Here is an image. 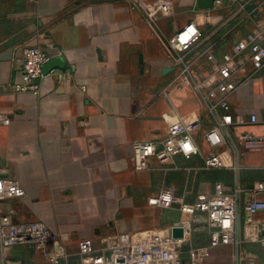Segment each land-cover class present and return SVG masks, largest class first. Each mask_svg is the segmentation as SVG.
Here are the masks:
<instances>
[{
	"label": "crops",
	"instance_id": "1",
	"mask_svg": "<svg viewBox=\"0 0 264 264\" xmlns=\"http://www.w3.org/2000/svg\"><path fill=\"white\" fill-rule=\"evenodd\" d=\"M137 3L0 0V114L10 120L0 125V178L24 190L22 198L0 202V215L44 223L68 254L58 264H80L76 251L83 239L116 248L167 237L180 217L176 206L148 203L164 188L185 203L218 188L236 199L239 247H211L206 217L196 213L197 264L211 255L217 264H264V248L246 238L245 228L249 191L264 180V144L240 141L245 134L264 138V66L255 71L248 50L233 60L231 124L222 128L216 148L205 140L215 119L202 98L209 90L205 82L219 79L212 64L223 54L249 36L264 45V0H234L208 10L198 9L196 0H167V11L153 25ZM190 22L201 41L187 52H172L168 40ZM25 48L61 58L56 70L68 78L58 83L54 74L44 75L37 97L16 92ZM214 113L216 119L222 114ZM251 115L259 122L250 123ZM177 119L199 122L193 139L201 156L218 154L223 168L204 170L200 156H176L163 165L151 159L145 171L134 169L133 144L162 141ZM253 219L264 222V212ZM0 264L49 263L32 245H17L0 248Z\"/></svg>",
	"mask_w": 264,
	"mask_h": 264
},
{
	"label": "built area",
	"instance_id": "2",
	"mask_svg": "<svg viewBox=\"0 0 264 264\" xmlns=\"http://www.w3.org/2000/svg\"><path fill=\"white\" fill-rule=\"evenodd\" d=\"M167 0H138L137 7L143 13L148 24L153 25L158 13H165ZM234 0H213V8H220L226 2ZM259 36H249L232 47L231 52L222 55L221 62L212 64V71L218 74V81L214 83L210 78L206 85L209 90L203 95V100L215 122L205 132V140L211 148L220 146L223 142L222 128L231 124L228 95L235 90L231 81L233 60L243 51H249V62L255 71L264 66V45L257 39ZM202 34L193 22L179 29L167 42L172 52L184 53L191 46L200 42ZM52 57L39 49L25 48L22 52V63L18 78L14 83V90L20 93L40 95V82L44 78L43 66ZM206 59L214 62V57L206 53ZM182 63V58H178ZM184 73L188 83L189 75L185 67ZM58 83L68 78V73L51 70ZM202 86L196 85L200 92ZM219 109L222 114L216 119L214 111ZM9 118L0 114V125L7 126ZM249 122L258 123L255 115H251ZM264 126V121L261 122ZM200 128L197 120L177 119L167 130V136L162 141H139L133 144V163L136 171L149 169L150 160L154 159L163 165L176 156L189 159L192 156L202 158L204 170L220 169L224 163L218 154L202 157L196 146L193 135ZM240 141L248 147H258L264 144L263 137L241 135ZM24 196L22 186L11 179L0 178V202L18 199ZM249 201L245 208L247 230L246 238L264 248V222H256L253 217L264 212V180L258 181L249 191ZM148 203L159 208L170 209L176 206L180 214L177 222L169 227V235L158 240L146 239L139 242H127L116 248L97 246L91 239H83L77 244L76 256L80 264H195L196 250L189 247L192 241V217L200 213L206 217L209 243L211 247L234 246L239 247L238 231L236 228L237 202L234 197L223 195L217 188L213 195L198 194L194 203H185L174 197L169 188H164L158 195L148 200ZM182 230L180 238L172 237V229ZM147 243H150L149 246ZM148 246H146V245ZM17 245H32L34 250L49 264H58L61 259L68 257L60 239L42 222L17 223L10 216L0 215V248L7 250ZM184 255L187 256L184 259Z\"/></svg>",
	"mask_w": 264,
	"mask_h": 264
},
{
	"label": "water",
	"instance_id": "3",
	"mask_svg": "<svg viewBox=\"0 0 264 264\" xmlns=\"http://www.w3.org/2000/svg\"><path fill=\"white\" fill-rule=\"evenodd\" d=\"M197 7L200 10H208L213 8V0H196ZM62 65L61 58H52L49 62H47L43 68L42 72L44 75L49 74L51 70L59 68ZM165 71V70H164ZM172 237L173 238H180L182 236V230L179 228L172 229Z\"/></svg>",
	"mask_w": 264,
	"mask_h": 264
},
{
	"label": "rangeland",
	"instance_id": "4",
	"mask_svg": "<svg viewBox=\"0 0 264 264\" xmlns=\"http://www.w3.org/2000/svg\"><path fill=\"white\" fill-rule=\"evenodd\" d=\"M147 244L149 245L150 243H147ZM145 245H146V244H145ZM148 245H146V246H148ZM149 246H151V245H149ZM194 246H195V242H194V239H193V240H192V243L190 244L189 247L194 248ZM213 256H215V255L207 256V257L205 258V261H203L204 264H217V262H216L214 259H212ZM234 257H235V255H234ZM195 261H196V257H195ZM196 264H197V261H196Z\"/></svg>",
	"mask_w": 264,
	"mask_h": 264
}]
</instances>
